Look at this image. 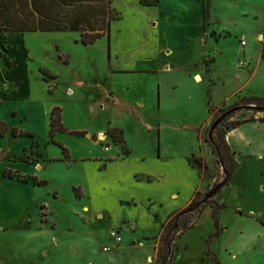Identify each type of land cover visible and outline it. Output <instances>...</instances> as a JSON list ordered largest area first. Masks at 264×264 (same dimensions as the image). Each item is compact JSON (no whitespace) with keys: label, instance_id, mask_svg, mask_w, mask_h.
I'll return each instance as SVG.
<instances>
[{"label":"rangeland","instance_id":"obj_1","mask_svg":"<svg viewBox=\"0 0 264 264\" xmlns=\"http://www.w3.org/2000/svg\"><path fill=\"white\" fill-rule=\"evenodd\" d=\"M190 1L195 12L203 4L210 11L211 33L225 29L230 33L211 36L204 52H195L198 59L201 53L216 58L210 77L203 69L200 81L188 76L186 69L164 76L172 83H182L181 110L180 105L173 106L172 111L166 107L158 110L160 73H145L144 81L141 75L110 72L111 60L121 65L134 60L136 54L130 49L144 38L156 43L162 37L164 42L182 44L174 14L169 19L176 28L167 22L148 28L147 18L154 15L151 6L141 7L140 0H114L121 20L113 23L110 38L107 34L87 45L81 41L80 32L0 33V52L3 45L12 46L7 58H0V118L11 119V125L3 121L7 131L0 135V264H155L148 257L155 255L154 244L163 243L156 234L170 212L142 201L143 193L132 184L119 186L122 175L115 168L100 171L101 159H108L119 148L125 153L128 148L125 143H116L109 133L121 125L127 128L134 154L146 157L145 169L156 167L155 157L160 152L189 159L191 155L203 157L209 169H204L202 178L214 180L201 192L209 200H216L217 185L223 183L226 172L210 151L207 139L215 132L226 133L239 117L264 122V101L251 99H264V58L259 72L252 76L264 46V0ZM186 5L184 0L171 1V9L176 12L178 8L186 10ZM242 40H246L245 46ZM185 56L174 55L179 62ZM241 60L251 62L252 67H243ZM79 73L111 84L122 99L130 101L140 95L145 82V125L124 105L102 109L92 87L85 91L75 86ZM66 83L75 92L67 90ZM189 92L194 96L190 101L185 97ZM16 104L20 111L29 110V121L16 123L19 120L12 117ZM55 107L61 108L68 131H57L51 139L50 117ZM211 110L210 120L203 126ZM228 111L230 115L211 131L214 122ZM185 119L190 126L182 125ZM16 126L36 129L38 138ZM108 144L111 151L105 149ZM63 146L69 149L70 158ZM244 161L248 169L234 171L233 178L241 190L250 191L251 186H243L246 180L262 183L263 179L254 172L253 164ZM10 173L19 174L21 180L10 178ZM31 176L47 183L23 180ZM234 186L229 206L218 210L225 230L222 236L213 237L211 248L221 264H264V221L247 214V210L237 211L241 201H235L238 186ZM117 192L139 200L121 203ZM208 207L198 225L181 241L182 229H176L169 242L174 246L172 264H198L195 244L205 234H212L215 226ZM113 230L120 232L121 244L111 238ZM105 246L110 249L104 250Z\"/></svg>","mask_w":264,"mask_h":264},{"label":"crops","instance_id":"obj_2","mask_svg":"<svg viewBox=\"0 0 264 264\" xmlns=\"http://www.w3.org/2000/svg\"><path fill=\"white\" fill-rule=\"evenodd\" d=\"M171 1L172 0H161L158 4H146L143 3L142 0H140V5L141 7L143 6L145 7V5H149L153 9L152 13L154 15L147 18L148 28L152 26L160 27V23L163 22L164 24L166 22L169 25L172 24L171 26L175 27L176 25L173 24H175L177 21L178 23L176 26L177 30L181 32L179 40L180 41L184 40L183 42H181L182 44L180 43L171 44L170 42H164L162 37L161 38L158 37V42L156 43H153L150 38H147V40H145L144 38V40L141 43L136 44V46L131 49L129 48L134 54H136L134 60L128 61V63L125 62V65L112 63V60L110 62L111 73H119V74L129 73V74L141 75L143 76L141 80L144 81H145V75H144L145 73H160L158 74L159 78L157 79L158 82L157 85L159 88V100H160L159 103L157 104V108L160 112L163 111L164 107L168 108V110H170L169 108H171L170 111H172L175 106H179V105H180L179 109L181 110V104L183 98L181 94L183 91L181 89L182 83H176V82L172 83L171 81H167L166 77L164 78V76L178 69H186L185 71L189 73L188 76L191 77V75H194L195 79L200 81L203 79L200 70L203 69V71L207 72L208 77H210L212 68L215 66L214 64L216 58L212 57L209 54L201 53V58L198 59L195 52H198V50L204 52V49L209 45L211 36H216L219 38L221 36H225L224 35L225 33L226 35L230 33V31L226 29L223 31L214 30L212 31V33L209 31L208 26L210 24L209 19L211 14L210 11L208 10V16H207L205 4L198 5L196 7V12H195L193 10L195 5L191 4L190 0H184L186 1V4H188L186 5L187 9L183 10L181 8H178L176 12L173 11L175 8L171 9ZM189 5H193V7H189ZM173 14L176 16V18H178L174 21L175 23H172L171 19H169L170 17H173ZM118 20L121 19L112 21L111 28L113 23ZM33 32H56V31H33ZM71 32H79V31H71ZM13 33H22V32H13ZM2 34H10V33H2ZM220 50L221 49H219V51ZM10 51L11 49L9 51L3 50V56H1L0 58H7V54ZM180 53H183L184 56L186 54L187 56H185V58H183V60L179 62L177 61L178 58L174 57V55ZM28 55H29V51H28ZM263 58L264 56H263V48H262V52L260 54L258 62L255 68H252L254 72L252 76H255L259 72L262 63L261 60H263ZM250 66L252 67L251 62H249L248 67ZM51 76H56V75L51 74ZM77 76L78 78L74 82L75 86L79 89L83 88L85 89V91H87L86 88L92 87V89L97 92L95 93L96 94L95 101L102 109L108 106L124 105L128 109V111L133 112L135 114L138 121H140L142 125H145V108H146L145 100H144L145 82L142 83L143 84L142 87L144 86L143 88H141L142 90L138 92V94L140 95L136 97L135 101L134 100L130 101V100L122 99L118 94V92L114 90L111 84H107L106 82L101 81V79H96V78L94 79V77L91 76L84 77L85 75L83 76L81 73H79ZM198 77H200V80L198 79ZM55 78L57 79L58 77ZM176 81L179 82L180 79H177ZM66 86H67V90L72 89V91L75 92L74 87L70 85V83H66ZM185 97H187V100L189 101L191 99H194V96L191 93L189 95L186 94ZM169 99H172V101H170ZM92 107H94V105H92ZM14 108L16 110L13 112L12 117H16L19 120L16 121V123L17 122L22 123L27 120L29 121L27 117L29 110L24 109L20 111L18 104L14 105ZM211 113L212 111H210L209 119L205 121L203 126L208 124ZM19 117H21L22 120H20ZM238 119L239 121H243V123L238 125V127L229 126V128L226 130L227 142L230 144L232 149L236 151V158L239 162V165L235 170V172L248 169L244 161V160H248L251 164H253L252 168L254 169V172L263 179V182L255 183L253 180H246L243 186L248 185L252 187V190L248 191V190H241L240 189L241 185L239 187L238 184L236 183L235 178H232V180L227 185H225L221 189V191H219L216 194V200L219 201L220 203H224L228 205L230 202L231 187L235 185L234 187L235 189H237L238 186L235 201L236 200L241 201L240 203L241 207L239 206L236 207L237 211L242 213L244 212V210H247L246 211L247 214L249 213L251 216L257 217V219L263 222L264 221V122H261L259 120H251L247 117H242V118L239 117ZM9 120L11 119L0 118V121H7L10 124ZM62 121H63V116H62ZM50 125H51V117H50ZM182 125H185V127L190 126V124L188 123V119H185ZM203 126H200V128ZM16 127H19L20 130H26V131L28 130L20 126H16ZM117 128L123 130L125 144L128 145V148L131 150V153L125 154L119 148V152L112 154L110 157H108V159L105 160L101 159L102 163L100 164H102V166L100 168V171L107 172L109 169L115 168L117 173L122 175L120 178H118L119 186L125 184V182H128L133 186H135L134 187L135 189L143 193L142 201L145 202L146 200L148 203H152L159 210L165 207L166 208L165 212H170V213L168 214L167 218H165L162 221V224L168 219V217L173 212L189 205V203L193 198L194 193L197 190L210 187V183L214 179L213 178H212L213 180L211 178L210 180L203 179L199 172V169L191 164L190 159L181 157L179 155H162V153L160 152V154H158V158L155 157L156 167L145 169L146 157L145 156L140 157L134 154L135 153L134 148H131L129 146L130 141L126 126L121 125L118 126ZM28 131L33 133V138L36 139L38 138L37 134L35 133L36 129L32 128V130H28ZM99 132L100 134H104V129H100ZM49 135H50V131H49ZM100 138L102 140L104 139V137L101 135ZM49 141L50 140L48 139L47 142ZM209 148L210 151L213 153L210 146ZM111 150L112 148L108 151ZM191 157L197 158L195 155H191ZM124 178H126V180ZM117 193H118L117 199L121 203L134 204L136 200H139L138 197H132V196L126 197L120 194L119 192ZM145 193H147L146 196ZM245 206L247 209H245ZM208 208L210 211H212V219L214 220L215 223L214 230L217 231L218 228L215 219L213 217L214 208L212 206ZM201 218L202 216L195 222L192 228L188 229L186 232H184L181 235L180 241L182 237L189 230L194 229L198 225V222ZM220 228H221V232L216 236H222V233L225 230V226L221 227L220 225ZM214 230L212 228L210 232L213 234L216 232V231L213 232ZM158 234L159 233H157L156 235ZM212 234L209 233L205 234L204 236L200 237L198 242L195 244V246H197L198 248L197 249L198 250L197 260L199 261L198 264H219L218 261L220 262L218 255L216 254V252L213 251L210 244L213 240V237L215 236H213L209 242V237ZM145 238L149 239L150 236L145 235ZM154 246H155V255H149L148 258L150 261H154L155 263L156 254H157V245L154 244ZM176 263L177 262L175 261L173 264Z\"/></svg>","mask_w":264,"mask_h":264},{"label":"trees","instance_id":"obj_3","mask_svg":"<svg viewBox=\"0 0 264 264\" xmlns=\"http://www.w3.org/2000/svg\"><path fill=\"white\" fill-rule=\"evenodd\" d=\"M160 1L142 0L146 4H158ZM206 14L208 16V12ZM117 19H121V15L113 6V0H0V33L79 31L81 32V41L87 45L96 42L107 34L110 38L111 23ZM10 49V46L5 47L3 45V50L9 51ZM1 55H3V52H0ZM251 99L264 101V99L257 97H251ZM61 111L60 107H55L52 110L51 139H54L57 131H68L63 124ZM242 123L243 121L239 120L232 122L231 127H238ZM1 125H5L4 128ZM6 131V124L1 121L0 135L4 136ZM109 133L116 143H125L122 129L114 128ZM207 142L226 172L223 183L217 185L216 195L232 180L239 162L236 158V151L227 142L226 133L221 132L218 134L215 132L211 138L207 139ZM64 151L66 156L70 158L69 149L64 147ZM129 153H131V150L126 148L125 154ZM196 161H199L200 164H197ZM203 161V157L190 158L191 164L199 169L201 176L204 169H209L207 164H203ZM8 175L10 178H21L19 174L10 173ZM23 180L26 182L32 181L40 185L47 183L46 180H39L36 176L26 177ZM209 205L214 206L213 217L218 228L209 237V242L213 236L220 234L218 210L224 207L225 204L217 200H209L207 195H203L201 190H197L188 206L173 212L162 224L157 238H161L163 243L157 245L155 264H172L170 259L172 258L174 246L169 245V242L174 238L176 229H182L180 232L181 236L193 227ZM218 263L220 264L219 261Z\"/></svg>","mask_w":264,"mask_h":264},{"label":"built area","instance_id":"obj_4","mask_svg":"<svg viewBox=\"0 0 264 264\" xmlns=\"http://www.w3.org/2000/svg\"><path fill=\"white\" fill-rule=\"evenodd\" d=\"M247 44L246 40H242V45L245 46ZM240 64L244 67V66H248L249 65V61L247 60H241ZM112 148V146H110V144H108L105 149L106 150H110ZM111 238L115 239L116 242L118 244H121L123 242L122 236L120 235L119 231L113 230L110 234ZM110 249L109 246H105L104 250L108 251Z\"/></svg>","mask_w":264,"mask_h":264},{"label":"water","instance_id":"obj_5","mask_svg":"<svg viewBox=\"0 0 264 264\" xmlns=\"http://www.w3.org/2000/svg\"><path fill=\"white\" fill-rule=\"evenodd\" d=\"M231 111H228L226 113H224L222 116H220L212 125L211 127V131L215 130L229 115H230Z\"/></svg>","mask_w":264,"mask_h":264},{"label":"bare ground","instance_id":"obj_6","mask_svg":"<svg viewBox=\"0 0 264 264\" xmlns=\"http://www.w3.org/2000/svg\"><path fill=\"white\" fill-rule=\"evenodd\" d=\"M198 79L200 80V77H198Z\"/></svg>","mask_w":264,"mask_h":264},{"label":"flooded vegetation","instance_id":"obj_7","mask_svg":"<svg viewBox=\"0 0 264 264\" xmlns=\"http://www.w3.org/2000/svg\"><path fill=\"white\" fill-rule=\"evenodd\" d=\"M209 167V166H208Z\"/></svg>","mask_w":264,"mask_h":264}]
</instances>
